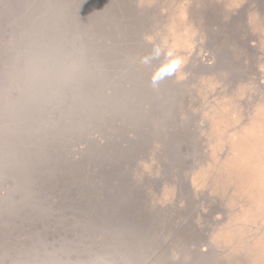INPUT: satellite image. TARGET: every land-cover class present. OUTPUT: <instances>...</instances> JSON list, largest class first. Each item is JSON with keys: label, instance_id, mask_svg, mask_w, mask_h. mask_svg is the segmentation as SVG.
<instances>
[{"label": "rangeland", "instance_id": "obj_1", "mask_svg": "<svg viewBox=\"0 0 264 264\" xmlns=\"http://www.w3.org/2000/svg\"><path fill=\"white\" fill-rule=\"evenodd\" d=\"M138 3L147 18L146 41L187 61L174 78L183 82L177 109L198 126L194 153L180 171L169 164L160 176L156 141L132 152V181L147 205L140 214L153 244L163 247L162 263L264 264V118L256 123L257 104L264 103V0ZM8 29L0 34V264H151L113 248L109 253L83 228L80 248L61 244L59 230L49 232V191L33 189L47 180L29 173L49 102L36 100L40 74L31 82L29 68L16 64L27 53L9 46L14 33ZM247 38L256 39L249 52L240 45ZM208 45L220 51L217 67L209 63ZM37 52L54 57L47 49Z\"/></svg>", "mask_w": 264, "mask_h": 264}, {"label": "water", "instance_id": "obj_2", "mask_svg": "<svg viewBox=\"0 0 264 264\" xmlns=\"http://www.w3.org/2000/svg\"><path fill=\"white\" fill-rule=\"evenodd\" d=\"M146 21L138 0H0V34H10L11 27L9 46L27 53L18 55L16 64L29 68L26 75L31 82L39 72L36 100L49 102L47 119L38 128L42 135L33 138L36 159L29 172L48 181L33 187L47 188L48 202L54 191L61 195L63 183L55 170L58 163L70 165L63 161L67 157L80 161L76 173L90 171L96 180L106 174L108 192H128L137 190L131 177L132 152L147 151L146 141L158 142L153 151L162 158L158 166L162 177L166 166L175 164L180 171L194 153L196 119L177 109L183 82L171 78L154 90L149 86L151 68L132 62L151 50ZM208 47L209 63L217 67L220 51ZM40 48L54 57H40ZM160 62L153 61V67ZM57 180L60 184L55 186ZM183 185L179 181L176 187ZM120 213L129 212L112 207L80 228L107 244L109 253L113 248L140 262L146 258L151 264L178 262L162 263L163 247L157 248L153 241L138 244L124 238L116 223Z\"/></svg>", "mask_w": 264, "mask_h": 264}, {"label": "trees", "instance_id": "obj_3", "mask_svg": "<svg viewBox=\"0 0 264 264\" xmlns=\"http://www.w3.org/2000/svg\"><path fill=\"white\" fill-rule=\"evenodd\" d=\"M254 43L255 40L253 38H247L246 41L242 40L240 45L243 46L245 51L249 52L253 49ZM245 64L246 61L242 62L243 68H245ZM63 161L65 163L69 162L70 165L67 166H70V168L65 164L62 166L61 163H58L55 170L57 178L63 183L61 195L58 196V192L51 194L49 202H51L53 210H59L58 214L65 217L67 223H78L83 226L85 222L96 220V214L109 211L112 207H118L120 211L130 213H120L116 222L118 224L117 229H119V233L124 238H129L138 244L153 241L154 234L146 227L147 222L140 214L141 210L147 209L146 200L138 191L124 192L120 190L113 192L112 190L108 192L104 187L106 174L96 180V178L91 177L90 171H85L81 174L74 171L75 165H77L78 170L80 166V161L77 157L72 159L67 157ZM94 169L96 170L97 168ZM59 184L57 180L55 186ZM73 212L78 215V220L72 215Z\"/></svg>", "mask_w": 264, "mask_h": 264}, {"label": "clouds", "instance_id": "obj_4", "mask_svg": "<svg viewBox=\"0 0 264 264\" xmlns=\"http://www.w3.org/2000/svg\"><path fill=\"white\" fill-rule=\"evenodd\" d=\"M161 56H163V60L153 67V61L160 60ZM132 62L151 68L149 86L155 90L159 89L164 81L175 78L177 73L183 72L187 61L183 56L177 54L175 49L153 43L150 52L132 58ZM92 264H107V262L99 260Z\"/></svg>", "mask_w": 264, "mask_h": 264}, {"label": "bare ground", "instance_id": "obj_5", "mask_svg": "<svg viewBox=\"0 0 264 264\" xmlns=\"http://www.w3.org/2000/svg\"><path fill=\"white\" fill-rule=\"evenodd\" d=\"M48 214L50 215L49 223H51V225L48 226V230H51L49 232H52L54 234L55 231L58 232L59 230L61 237L64 238L61 244L71 245L72 247L80 248L82 241H80L78 237H82L83 234L82 227L80 228V225L78 223L76 224L67 223L65 217H62L61 215L58 214V210L57 211L51 210L49 211ZM72 215L75 217L76 220H78V215L75 212H73Z\"/></svg>", "mask_w": 264, "mask_h": 264}, {"label": "flooded vegetation", "instance_id": "obj_6", "mask_svg": "<svg viewBox=\"0 0 264 264\" xmlns=\"http://www.w3.org/2000/svg\"><path fill=\"white\" fill-rule=\"evenodd\" d=\"M246 1V0H245ZM246 19V18H245ZM248 20V19H247ZM244 23H246V22H244ZM246 25V24H245ZM254 40H255V43H254V45L256 44V39L254 38ZM254 45H253V47H254ZM259 53L261 54V52L259 51ZM259 83H261V82H259ZM256 113H257V115H256V123H260V121L259 120H261L262 118H264V103H258L257 104V108H256ZM260 114H262L261 116H260Z\"/></svg>", "mask_w": 264, "mask_h": 264}]
</instances>
